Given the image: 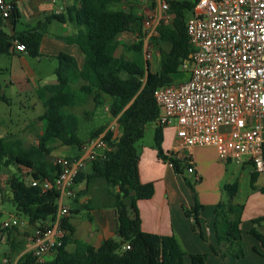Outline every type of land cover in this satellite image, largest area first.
Here are the masks:
<instances>
[{"label": "trees", "instance_id": "obj_1", "mask_svg": "<svg viewBox=\"0 0 264 264\" xmlns=\"http://www.w3.org/2000/svg\"><path fill=\"white\" fill-rule=\"evenodd\" d=\"M17 1H7L11 6L7 18L0 13V57L10 54L16 40L25 45V52L30 57L40 56L41 41L49 24L53 20L61 23L71 21L78 31L68 38V42L80 47L85 63L80 68L75 57L60 54L55 70L57 83L37 89L45 111L37 119L44 124V130L36 144L26 146L20 139L0 137V193L4 191L3 169L15 166L20 173L12 176L8 188L17 211L27 217L32 228L38 223L52 221L59 208V193L56 190L43 192L39 186H33L31 180L53 181L56 178L59 168L54 163L52 152L57 145L82 151L86 143L101 135L106 128L102 126L93 131L88 141L81 139L77 133L79 118L71 110L86 104L90 98L96 106L105 104L108 98L109 113L117 119L122 135L112 151L94 162V173L88 176V179H102L117 190L113 196L120 240H105L98 248L76 242L77 249L71 252L68 245L72 241L74 227L69 218H65L63 227L70 234L52 260L40 263L30 251L19 255L15 264H186L187 256L192 264H206L208 254H187L175 236H159L142 230L138 202L151 199L155 187L153 183H142L136 149V144L144 138L146 126L157 124L159 120L161 110L154 99V92L159 87L175 83L174 76L191 62L194 47L187 34V14H192L199 0L170 2V20L159 24L158 35L152 37V41L160 40L168 46V50H159L160 63L156 72H152L150 61L144 58V41L128 48L132 57L116 55L121 45L118 36L127 31V23L141 25L144 19L133 6L129 10L115 7L136 0H73L66 14L46 16L36 27L19 32L16 27L21 22V15ZM152 8H156L154 1ZM185 72L189 78V72ZM162 129L157 125L155 147L159 157L167 162L169 154H165L162 148ZM190 161V158L174 159L175 173L183 176L184 170L193 167ZM85 179L80 173L76 185ZM255 183L253 174V190L257 189ZM239 189L238 181L226 184L223 191L227 200L220 201L214 209L213 227L219 249L211 246V250L223 258L242 259L245 256L241 230L244 207L234 202ZM260 192L264 194V187ZM203 210L205 206L195 198V205L185 213L193 220L194 231L205 239L200 220ZM71 214H79V211L71 210ZM262 223L264 217L253 220L254 225ZM250 233L264 249V236L255 228ZM126 245L130 249L124 251Z\"/></svg>", "mask_w": 264, "mask_h": 264}, {"label": "built area", "instance_id": "obj_2", "mask_svg": "<svg viewBox=\"0 0 264 264\" xmlns=\"http://www.w3.org/2000/svg\"><path fill=\"white\" fill-rule=\"evenodd\" d=\"M153 1L156 12L166 14L174 0ZM10 9L6 0H0L3 17L9 16ZM160 19L156 13L145 16L143 25L151 30L149 38L158 35ZM169 20L168 14L165 21ZM186 29L194 47L191 62L183 66L189 78L154 92L161 110L158 124L176 127L167 166L174 170L173 160L183 150L213 147L219 160L242 163L248 157L255 170L264 173V0H199ZM14 45L18 51H26L18 40ZM144 55L146 60L151 58L148 51ZM114 120L106 132L84 145L83 156L55 158L59 169L53 181L31 180L43 192L59 193L54 219L33 227L32 252L40 263L47 255L55 254L70 234L63 227V220L71 216L64 202L76 196L77 176L89 163L112 151L121 137L115 132L118 123ZM188 171L192 172L193 167ZM24 225L15 218L2 227ZM129 249V245L123 247L124 251Z\"/></svg>", "mask_w": 264, "mask_h": 264}, {"label": "crops", "instance_id": "obj_3", "mask_svg": "<svg viewBox=\"0 0 264 264\" xmlns=\"http://www.w3.org/2000/svg\"><path fill=\"white\" fill-rule=\"evenodd\" d=\"M72 2L73 0H18L17 5L21 15V22L16 27V31L19 32L34 28L46 16L66 14L67 7ZM9 31H11V28H9ZM77 31L78 27L71 21L61 23L53 20L49 24L47 33L41 41L40 56L30 57L26 52L18 51L16 47L9 55L1 56L0 64L3 59L10 61V77L13 80H17L19 88L12 91L14 89V81L12 80L11 87L8 86L3 91V94H0V101L10 106L13 104L14 97L28 96L29 93H33L31 89H34L36 92L41 86L56 84L57 78L56 82L48 81L49 79H47L42 66L45 63H52L54 61H57L58 64L57 56L62 53L75 57L79 67L82 68L85 63L82 50L80 47L68 42V38L77 33ZM130 57H132L131 52H129V57L127 58ZM150 63L152 72H156L157 70L153 68V62L150 61ZM17 65H19L22 73L14 74L12 71ZM57 66L53 67V75H55ZM5 69L8 70L7 67L4 68L2 65L0 73ZM39 82L43 84L39 85ZM81 84L82 82L75 87L78 88L77 86ZM1 90L0 85V92ZM106 103L107 107L105 111L109 109L110 100L108 98H106ZM106 112L110 117V121L102 125L106 127L104 132L116 121L108 111ZM15 123L20 124L16 126ZM34 123L35 119L30 122L27 120L17 122L14 118V120H11L12 126L10 127L1 117L0 113V128L6 127L8 131L3 137L20 139L25 145L26 142L24 139L30 136V129L33 130ZM40 123L41 126H44L42 122ZM157 125L159 124L157 123L156 127ZM162 128V148L165 154H170L176 141V127L175 124H172L171 126ZM116 129L115 132L118 135H122V128L119 124H117ZM42 134L43 131L41 130L38 135L41 136ZM89 137L86 141L89 140ZM37 142L38 140L35 144ZM137 144L136 149L139 156L140 179L142 183H153L155 187V193L151 199L138 202L141 228L145 233L159 236H175L187 254H208L206 264H264V249L259 241L250 233L255 228L264 236V223L260 225L253 224V220L264 217V194L260 192V189L264 187V173H258L248 157H245L242 163H226L219 160L217 152L213 147H195L183 150L178 159L190 158L193 171L184 170L183 176H179L159 157V152L155 147V136L153 144H141L139 146ZM83 155V151H80L76 147L61 145H57L52 152L53 158L80 157ZM233 163L244 167L243 169H246V167L250 168V188L244 195L242 194L240 181L233 174H229V165ZM93 173L94 162L89 163L82 172L86 179L76 185V196L64 202L70 210L79 211V214L84 212L86 215L85 221L75 219L72 214L69 217L70 223L74 227V233L71 235L72 241L68 245V250L71 252L77 249L76 242H83L98 248L105 240H115L118 237V220L115 209V198L113 196L117 190L107 185L102 179H88V176H92ZM253 174L255 175L256 190H253L251 187ZM237 181L239 182L240 189L234 202L244 207L241 230L245 256L242 259H235L233 257L223 258L211 250V246L217 250L219 249L213 227L214 209L215 205L220 201L227 200V195L223 191L224 186ZM195 198H197L200 204L205 206V210L201 212L200 216L205 239L201 238L194 231L193 220L188 218L185 213L186 210L191 209L195 205ZM33 234L34 230L30 235L32 240V243L29 245L30 249L33 247ZM50 255L54 258V254ZM185 263L192 264L188 256L185 258Z\"/></svg>", "mask_w": 264, "mask_h": 264}, {"label": "rangeland", "instance_id": "obj_4", "mask_svg": "<svg viewBox=\"0 0 264 264\" xmlns=\"http://www.w3.org/2000/svg\"><path fill=\"white\" fill-rule=\"evenodd\" d=\"M183 1V0H182ZM192 1V0H187ZM152 0H136L132 1L130 4H121L116 5L115 8L117 9H126L129 10L132 6L135 8L134 11L138 14L143 16V19H145V16L148 13H156L157 20L160 18V24L166 23L165 19L167 18L166 14H159L156 12V8H152ZM161 15V17H160ZM191 17V14H187V19ZM144 20L141 22V25L134 24L132 22L127 23V31L124 32V34L118 36V40L121 43L117 55L127 58L129 57V50L128 48L133 46L134 44L138 43L139 41H144V52L148 51L151 55V58L149 59L151 62H153L154 70H157L160 63V49L168 50V46L163 41H152V37L149 38V34L151 30H148L143 25ZM155 36V33L152 35ZM145 57V55H144ZM145 59H147L145 57ZM3 65L4 68L7 67L8 70L1 71L0 73V85H1V92L0 94H3V91L7 89L8 86L11 87V81L13 80L10 77V61L8 59H3V61L0 64V68ZM57 61H54L52 63H45L42 66V69L47 77L49 79L48 81L56 82V76L52 74L53 67L57 66ZM189 68H191V65L189 64ZM187 70L181 69L178 74L174 76V80L176 82H183L188 78V74L185 72ZM12 73H22L20 71L19 65L17 67H14V70ZM14 81V91L15 89H18V83L17 80ZM48 83V82H46ZM42 82H39V85H42ZM79 87V85L77 86ZM33 90V93H29V95H23L22 97H14L13 104L8 106L6 103L0 101V113L1 117L7 122V124L11 127V120L21 121V120H27L32 121L35 119L34 128L33 130L30 129V136L26 137L24 141L26 142V146H30L31 144H35V142L38 140L40 131L44 130V126H41V123L37 120L39 116H41L45 108L42 104V102L38 99L36 92ZM37 103V105H35ZM90 103V104H89ZM94 104V101L92 98H90L89 102L82 105L75 107L71 110L73 114H75L79 118V127H78V135L81 139L86 140L91 133L99 128L100 126L106 124L110 121V117L108 116V113L105 111V108L107 107V103L103 105L96 106ZM20 123H15V125H19ZM155 123H149L146 126L144 138L137 144L139 145H149L154 143V136H155ZM17 131V130H16ZM7 128L2 127L0 128V137H3L7 133ZM38 133V134H37ZM33 137V138H32ZM55 160V158H53ZM223 162V161H222ZM244 167H240L233 163L232 165H229V174H233L238 181H240V185L242 188V194L244 195L245 192H247L250 188V168L246 167V169H243ZM20 172L15 166H11L9 168L3 169V186L4 191L0 193V264H15L19 255L30 252L32 249L29 248V245L32 243L30 235L33 233V228L30 226L27 217L19 213L17 211V208L15 204L13 203L11 199V193L9 191L8 182L12 178V176L19 174ZM192 177L191 175H189ZM193 179V178H192ZM195 193V192H193ZM192 193V194H193ZM242 195V196H243ZM85 213L76 214L73 217L75 219H81L83 221L86 220ZM19 219L23 222H25L24 226H19L11 229H4L2 226L4 222L13 221L14 219ZM27 232V235H26ZM116 241H119L120 239L117 237L115 239ZM53 259L52 255H47L41 262H47Z\"/></svg>", "mask_w": 264, "mask_h": 264}]
</instances>
